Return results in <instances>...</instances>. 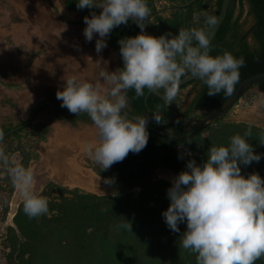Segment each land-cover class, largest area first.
<instances>
[{
	"label": "trees",
	"instance_id": "16d2710c",
	"mask_svg": "<svg viewBox=\"0 0 264 264\" xmlns=\"http://www.w3.org/2000/svg\"><path fill=\"white\" fill-rule=\"evenodd\" d=\"M171 1L177 12L172 19H164L156 11L153 1L147 0L157 24L152 26L147 19L143 21L146 34L155 37L171 34V38L178 35L180 28L204 27L205 17L208 16L204 11L206 0H200L186 8L178 5L189 0ZM77 3L78 0H66L67 8L80 12L83 18H91L93 12L99 15L102 11L98 8L81 10L77 8ZM246 4L254 18L253 25L248 29L247 20H242ZM221 5L222 0H215L214 16L218 17ZM78 24L87 27L84 21ZM211 30L209 27L206 32L210 33ZM139 34L140 27L129 19L126 25L114 28L106 37L108 46L115 52L119 68L124 66L119 41ZM250 39L253 40V45ZM225 51L231 52L236 58L242 56L245 59V66L239 70V81L234 85L231 96H226L223 91L216 96H209L207 86L199 79L185 84L180 89V94L170 103H165L154 94L147 98V88L140 97L136 96L134 89H130L127 92L128 107L125 111L149 118L155 129L174 136L177 140L170 142L169 138L147 128L149 141L142 151L138 154L130 152L122 162L115 163L106 171L98 167L97 175L108 181L109 196L86 194L78 189L51 184L48 191L59 197L48 203L47 214L29 218L24 213L22 204L14 219L17 228L10 229L13 248L8 255L9 261H15L13 264H197V254L185 250L181 245L180 238L187 230L186 223L179 224L180 232L175 233L168 228L162 215L171 203L167 195L170 183L154 182L153 177L160 169L180 174L187 170V163L193 159L197 165H202L212 146H228L234 135L243 137L246 132H250V137L245 138L261 159L247 166L240 165L241 174L245 178L250 174H259L264 179V129L228 123L222 126V132L218 131L215 125L222 122L226 117L224 116L192 137L185 138L199 127L198 120L223 106L242 82L264 73V0H232L226 20L211 43L210 55L215 57ZM189 75L191 74L184 77ZM189 87H193L196 96L186 112L181 113L180 95ZM252 89L264 94V80L256 83L250 90ZM58 90L54 86L47 88L44 92L46 101L61 106L62 101L56 97ZM159 90L164 93V89ZM198 113L203 116L184 118ZM153 115L160 118V124L152 119ZM30 117L7 124L0 121V131L6 135L26 124ZM55 122L73 128L94 125L87 113L77 115L54 106H45L37 111L30 125L8 136L1 143L14 144L26 132H30L40 142H46L53 133ZM205 134H208L207 137ZM24 152L23 149V158L33 159L32 154ZM28 164L29 159L22 163L25 167ZM136 188L141 189L137 195L133 193ZM48 191H44V194ZM126 222L131 223L132 231L120 227ZM255 264H264V256Z\"/></svg>",
	"mask_w": 264,
	"mask_h": 264
},
{
	"label": "clouds",
	"instance_id": "9594fccd",
	"mask_svg": "<svg viewBox=\"0 0 264 264\" xmlns=\"http://www.w3.org/2000/svg\"><path fill=\"white\" fill-rule=\"evenodd\" d=\"M77 8L102 9L99 15L93 12L91 18H84L86 41L91 42L95 34L100 37L97 53L107 47L105 38L112 30L126 25L129 19L141 29V34L119 41L123 68L102 71L97 83L67 78L56 93L61 107L77 115L87 113L98 129V143L88 145L86 150L102 171L122 162L130 152L138 154L148 144L149 118L131 117L125 111L130 89L137 97L146 88L164 89V100L170 102L178 93L182 77L191 74L207 86L209 96L222 91L226 96L233 94L245 59L228 51L210 55V33L205 29L217 26V16L208 15L204 27L180 28L178 35L169 38L171 34L155 37L144 32L143 21L151 12L147 0H78ZM152 119L161 123L158 116ZM245 137H250V132L243 137L234 135L228 146H212L202 165L190 160L187 170L168 189L171 203L162 215L172 232L179 233L178 225L186 223L181 245L197 254V264H255L264 256V179L259 174L245 178L240 167L259 162L261 156L255 154ZM3 139L0 131V143ZM0 164L23 200L24 213L29 218L47 214L48 198L35 191L34 168L15 162V157L3 150ZM120 227L132 231L131 223Z\"/></svg>",
	"mask_w": 264,
	"mask_h": 264
},
{
	"label": "crops",
	"instance_id": "0c3cea01",
	"mask_svg": "<svg viewBox=\"0 0 264 264\" xmlns=\"http://www.w3.org/2000/svg\"><path fill=\"white\" fill-rule=\"evenodd\" d=\"M83 21L80 12L67 8L66 0H0L1 122L5 121L3 117H13L11 122L28 118L37 105L46 101L45 90L51 86L62 90L67 78L97 83L102 71L119 68L115 52L108 44L97 53L99 35L86 41L85 28L78 24ZM53 128V142L46 148L63 158L49 167L51 175L65 174L72 182L88 185L99 180L77 161L79 155L88 154V145L98 143L96 126L73 128L55 122ZM68 153L72 157H64ZM85 173L89 176L83 179Z\"/></svg>",
	"mask_w": 264,
	"mask_h": 264
},
{
	"label": "rangeland",
	"instance_id": "374dc122",
	"mask_svg": "<svg viewBox=\"0 0 264 264\" xmlns=\"http://www.w3.org/2000/svg\"><path fill=\"white\" fill-rule=\"evenodd\" d=\"M102 2V0H96ZM154 3V7L156 11L160 12V15L164 19H172L173 15L177 12V9L174 8V3L171 0H152ZM215 0H206L204 11L207 15H213V6ZM242 20H247V29L250 28L254 23V18L249 13V6L246 4L244 6V15ZM149 25L155 26L157 23L155 22L154 12H150V16L147 18ZM206 31L208 28L205 29ZM98 35V34H97ZM251 45H253V40H249ZM194 93H191V88H188L182 91L180 95L181 99V109L179 111L181 113H185L189 103L191 102ZM178 103V102H177ZM178 103V104H180ZM203 114H193L184 117L185 119H195L201 118ZM4 118V117H3ZM6 119V118H5ZM232 123L234 125L242 126L249 125L254 126L258 129H264V94L261 93L257 89L249 90L237 103V105L226 115V117L219 124L215 125L216 130H222V126L224 124ZM54 131V128H53ZM220 132V133H221ZM208 134L204 136L207 137ZM53 136V133L51 137ZM49 138L46 142H40L35 136H33L30 132H26L22 134L20 140H15L14 144L9 143H0V150H3L5 154L10 157H15V162L20 164L25 163L26 159H29V165L34 168L35 175L37 177V184L35 186V191L48 198V203L52 200H58L59 195L56 193H51L48 191V187L51 184L60 187H66L69 189H78L82 193L86 194H94L97 196H109L110 188L106 183V180L99 177L96 173V169L100 167L98 164L94 162V160L88 154L79 155V159L77 160L82 167L88 169L89 173L95 174L99 177L100 181L97 186H91L84 182L79 181H70L67 179V175H61V177L56 176L54 174L51 175L52 167L56 165L60 160V157L56 154L50 153L49 149L46 148L52 138ZM53 142V141H52ZM47 145V146H46ZM63 147V146H61ZM25 150L24 153L32 154L33 159L23 158V154L21 153ZM48 149V150H47ZM62 149V148H61ZM56 155V156H55ZM65 155V153H64ZM74 155V154H73ZM189 155V153H186ZM64 157H72V153H68ZM31 159V160H30ZM72 163V162H71ZM55 164V165H53ZM75 163H72L74 165ZM71 165V166H72ZM98 165V167L96 166ZM27 166V167H28ZM178 173H175L170 170H158L153 180L154 182H168L171 187L173 186V180L178 176ZM89 175L85 173L83 179H86ZM94 189H91V187ZM44 191L47 194H44ZM141 191L140 188H136L133 190V193L136 195ZM23 204V200L19 195L18 190L13 186L8 171L0 164V264H13L14 262L9 261L8 255L12 252L13 241L11 242L10 237V229H16V225L14 223V219L19 212L20 206ZM191 252V251H190Z\"/></svg>",
	"mask_w": 264,
	"mask_h": 264
},
{
	"label": "water",
	"instance_id": "95a60500",
	"mask_svg": "<svg viewBox=\"0 0 264 264\" xmlns=\"http://www.w3.org/2000/svg\"><path fill=\"white\" fill-rule=\"evenodd\" d=\"M200 0H189L188 2L184 3V4H181V5H178V7L180 8H186V7H189L191 5H193L194 3L198 2ZM232 3V0H222V5H221V9H220V12H219V15H218V19H219V22L217 24V26H215L214 28H212L211 32H210V43H212V41L215 39L220 27L222 26V24L224 23V21L226 20V17H227V14H228V10L230 8V5ZM197 80V77L195 76H187V77H184L179 85V90H178V93L177 95L175 96V98L179 95L180 93V89L187 83H190V82H193ZM261 80H264V73L263 74H259V75H256V76H253L247 80H245L244 82H242L237 90L235 91L234 95L223 105L221 106L218 110H216L215 112L207 115L206 117H204L203 119L201 120H198L197 122L199 123V127L196 129V131L188 136H186L185 138L187 137H192L193 135H195L196 133H198L199 131L203 130L204 128H206L208 125H211L213 124L216 120L226 116L236 105L237 103L240 101V99L256 84L258 83L259 81ZM262 93V92H261ZM150 94H154L155 96L159 97L162 101H164L165 103H170V102H166L163 97V92H161L160 90L158 91H149L148 95H147V98L150 96ZM45 106H54V107H57L58 109L62 110V111H65L67 113H71L67 108L65 107H61L60 105H56L50 101H45L39 105H37L34 110L32 111V114H31V117H30V120L22 125V126H19L13 130H11L10 132H8L6 135H4V139H6L8 136L12 135L13 133L15 132H18L20 130H22L24 127L30 125L33 121V118L35 116V114L37 113V111L39 109H41L42 107H45ZM129 116L131 117H136L135 115L133 114H128ZM2 120H5V121H2L4 123L6 122H11L12 120L14 121V118L12 117L11 119H4L2 118ZM147 128L156 132V133H159L161 134L162 136H165L167 138H169L170 142H173L175 140H177V138H175L174 136H170L169 134L167 133H164V132H161V131H158L157 129H155L150 122H148L147 124ZM3 139V140H4ZM162 170V169H160Z\"/></svg>",
	"mask_w": 264,
	"mask_h": 264
},
{
	"label": "bare ground",
	"instance_id": "6f19581e",
	"mask_svg": "<svg viewBox=\"0 0 264 264\" xmlns=\"http://www.w3.org/2000/svg\"><path fill=\"white\" fill-rule=\"evenodd\" d=\"M99 179V177H97ZM100 180V179H99ZM99 180L94 179L90 183L92 184L91 186H97L99 184Z\"/></svg>",
	"mask_w": 264,
	"mask_h": 264
},
{
	"label": "flooded vegetation",
	"instance_id": "af4514ba",
	"mask_svg": "<svg viewBox=\"0 0 264 264\" xmlns=\"http://www.w3.org/2000/svg\"><path fill=\"white\" fill-rule=\"evenodd\" d=\"M189 88H191V93H194V97H195V96H196V91L193 90V87H189ZM179 94H180V93H179ZM194 97H193V98H194ZM193 98H192V100H193ZM192 100H191V101H192ZM190 103H191V102H190ZM190 103H189V104H190ZM188 106H189V105H188Z\"/></svg>",
	"mask_w": 264,
	"mask_h": 264
}]
</instances>
